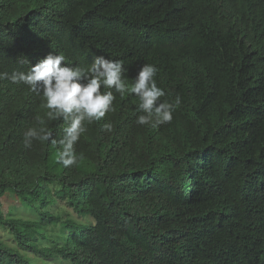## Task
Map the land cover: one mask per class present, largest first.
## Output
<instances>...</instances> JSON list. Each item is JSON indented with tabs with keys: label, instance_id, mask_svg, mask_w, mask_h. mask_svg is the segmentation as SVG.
Returning a JSON list of instances; mask_svg holds the SVG:
<instances>
[{
	"label": "trees",
	"instance_id": "1",
	"mask_svg": "<svg viewBox=\"0 0 264 264\" xmlns=\"http://www.w3.org/2000/svg\"><path fill=\"white\" fill-rule=\"evenodd\" d=\"M49 53L73 67L119 60L129 82L154 64L162 99L182 103L152 128L136 123L135 95L114 93L66 169L59 145L23 146L41 97L0 81V225L21 249L69 264H264V0H0V72ZM65 126L47 124L57 140ZM8 190L41 219L7 217ZM62 202L93 222L65 219L41 244ZM0 264L37 263L0 241Z\"/></svg>",
	"mask_w": 264,
	"mask_h": 264
},
{
	"label": "clouds",
	"instance_id": "2",
	"mask_svg": "<svg viewBox=\"0 0 264 264\" xmlns=\"http://www.w3.org/2000/svg\"><path fill=\"white\" fill-rule=\"evenodd\" d=\"M65 60L63 54L49 53L35 64L29 60L21 61L31 65L27 72H0V81L24 84L30 92L41 97L42 107L46 109L43 117H36L41 127H29L23 133V146L30 149L33 141L59 145L58 163L66 169L76 166L81 159L76 145L87 132V125L99 122L106 114L115 111L114 93L121 98L135 95L138 98L136 111L140 113L136 123L152 128L171 123L174 112L182 103L180 96L174 100L162 99L167 93L157 85L159 69L154 64H143L129 82L126 77L128 69L119 60L98 55L87 67L68 66ZM59 120L66 126L62 138L57 140L47 124ZM101 130L111 133L114 126L105 122Z\"/></svg>",
	"mask_w": 264,
	"mask_h": 264
},
{
	"label": "rangeland",
	"instance_id": "3",
	"mask_svg": "<svg viewBox=\"0 0 264 264\" xmlns=\"http://www.w3.org/2000/svg\"><path fill=\"white\" fill-rule=\"evenodd\" d=\"M2 209L7 217L20 218L23 220L39 221L41 215L39 213L38 204L27 203L20 199L14 191L8 190L6 194L1 199ZM56 214H61V222L54 225L43 226L41 231L44 234L43 238H39L41 244L47 245L50 243L51 239H58L59 235H62L65 228L62 225L65 219L74 220L77 223H90L93 219L89 216H81L75 213L66 203H59V207L55 209ZM0 241L5 245L11 246L21 252L26 258L30 259L32 262L37 264H69L67 262L60 261H45L39 256L34 255V253L25 251L21 249L13 235L9 232L7 228L0 225Z\"/></svg>",
	"mask_w": 264,
	"mask_h": 264
}]
</instances>
